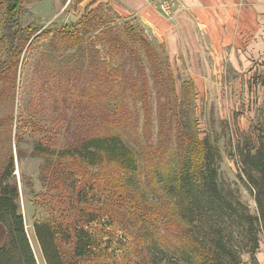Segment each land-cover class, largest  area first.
<instances>
[{"label":"rangeland","instance_id":"374dc122","mask_svg":"<svg viewBox=\"0 0 264 264\" xmlns=\"http://www.w3.org/2000/svg\"><path fill=\"white\" fill-rule=\"evenodd\" d=\"M82 1L24 0L20 23L39 28L73 23L82 13L85 5ZM96 16L102 19L95 20L90 31L80 30L86 41L71 49L66 48L61 35L35 37L42 29L38 30L28 50L20 55L14 88L6 92L8 83L5 80L0 83V89H4L0 97V171L12 158L11 175L17 183L19 208L37 264L44 262L33 236V223L82 222L80 210L100 211L97 220L86 228L97 231L102 249L100 258L86 259L81 264H148L152 253L157 262L160 253L154 248L148 249L145 230L162 236L163 221L155 212L163 209L166 199L161 196L164 191L151 171L159 168L164 178L175 168L178 160L175 134L180 120L190 136L198 139L208 136L214 142L221 184L235 192L251 214L258 213L256 189L242 171L236 148L253 149L257 145L253 135L264 132V42L238 45L229 52L234 56L233 62H212L200 68V76L191 79L188 68L166 65L168 60L161 44L143 30L161 56V65L154 69L133 36L131 43L140 52L147 89L145 97L139 92L133 102L129 101L132 102L128 107L130 119L122 129H117L139 152V158L148 161L151 171L141 170L147 173L140 177V190H134L144 192V197H135L129 188L116 186L121 171L114 164L90 167L75 156L56 153L104 132L105 128L115 129L109 127L114 126L112 123H103L100 116L107 106L99 98L97 82L102 78L96 63L99 58L108 60L109 52L106 36L99 31L105 25L126 36L127 30L131 31L130 23L138 26L140 23L137 17L125 18L115 12L112 0H101ZM1 19L0 6V34ZM125 56L118 54L113 59L114 64L124 66V75H127L131 63ZM4 58L0 44V61ZM117 81L119 78L112 83ZM7 93L10 94L5 96ZM114 99L107 97L109 106L115 104ZM178 111L181 119L175 114ZM161 116L166 120L165 131L162 137H156ZM255 176L264 191L263 177ZM261 204L264 208L263 194ZM233 230L240 232L236 237L238 242L246 241L241 232L243 228L238 226ZM173 232V228L164 232L168 245L166 249L159 248L165 253L180 246ZM257 236L258 248L241 253L244 264H264V221L259 225Z\"/></svg>","mask_w":264,"mask_h":264},{"label":"trees","instance_id":"16d2710c","mask_svg":"<svg viewBox=\"0 0 264 264\" xmlns=\"http://www.w3.org/2000/svg\"><path fill=\"white\" fill-rule=\"evenodd\" d=\"M95 3L97 1L87 5L81 17L73 23L59 26L52 24L39 28L21 25L24 0H0V44L5 53L4 60L0 61V83L4 80L8 83L5 91L9 92V88H14L20 55L28 50L30 40L38 30L42 29L35 35L37 38L44 34L63 36L67 49L79 47L85 42L84 32L90 31L89 28L95 20L102 19L96 16L98 4L95 8ZM102 26L103 29L99 32L106 36L109 56L108 60L99 58L96 63L102 78L97 82L99 98L101 104L107 106L100 112V116L104 120L103 123H112L114 126L109 127H114L115 131L105 128L104 132L91 135L72 148H65L56 153L60 156H75L90 167L114 164L121 171L119 180L115 182L116 186L129 188L135 197H144V192L137 193L134 190H140V177L147 173L141 170L148 168L151 171L148 161H142L139 152L132 148L118 131L125 125L124 122L130 119L131 112L128 107L136 98L135 95L142 92L145 97L144 92L147 89L140 52L131 43L133 36L138 40L143 55L154 69L161 65V56L144 35L141 26L130 23L131 31L127 30L126 36L113 26ZM118 54L120 57L126 55L125 60L131 63L128 65L127 75H124V66L114 64L113 56ZM166 65L169 66L168 61ZM118 78L120 81L112 83V80ZM3 90L0 89V97ZM107 97L115 98V104L109 106ZM175 114L181 119L179 111ZM178 120L174 122L175 128ZM165 122L163 116L158 118L156 137H162ZM182 126L180 120L175 134L178 153L175 168L169 170L164 178L159 168L151 171L158 178L164 191L161 196L166 201L161 206L163 209L155 212L163 221L162 236L157 232L156 234L154 231L145 230L149 241L148 249L154 248L160 253L157 255V262L155 254L152 253L148 264H160L162 261L167 264H244L241 261V253L253 252L258 248L257 231L261 221H264V208L261 204V194L264 195V191L260 189L255 176L258 174L264 179V132L259 131L253 135L257 143L253 149L238 146L236 148L242 171L253 185L252 188L256 189L254 197L259 212L251 214L240 197L221 184L218 177V149L214 142H211L208 136L202 139L195 135L190 136ZM169 136L170 134L166 137ZM161 143L163 146L162 140ZM12 172L13 162L12 158H9L0 171V264H37L20 212L18 187ZM239 179L242 180L240 176ZM80 213L82 222L52 224L43 220L33 223V236L44 264H81L83 260L101 257V238L96 230L93 232L86 228L97 220L100 211L80 210ZM238 226L243 228L241 232L247 238L245 242L237 240L240 232H234L233 229ZM171 228L174 229L173 235L179 239L180 246L171 253H165L159 246L166 249L168 242L164 232L170 231ZM160 241H163V244Z\"/></svg>","mask_w":264,"mask_h":264},{"label":"crops","instance_id":"0c3cea01","mask_svg":"<svg viewBox=\"0 0 264 264\" xmlns=\"http://www.w3.org/2000/svg\"><path fill=\"white\" fill-rule=\"evenodd\" d=\"M95 1L94 6L101 2L83 0L81 15ZM160 1L112 0V5L125 18L137 17L143 30L161 44L169 66L188 68L191 79L212 62H233L229 52L238 45L264 42V0H169L172 20L166 19Z\"/></svg>","mask_w":264,"mask_h":264},{"label":"built area","instance_id":"2783aa9c","mask_svg":"<svg viewBox=\"0 0 264 264\" xmlns=\"http://www.w3.org/2000/svg\"><path fill=\"white\" fill-rule=\"evenodd\" d=\"M159 7L166 17H168L169 19L172 18V2H170L169 0H161L159 3Z\"/></svg>","mask_w":264,"mask_h":264},{"label":"bare ground","instance_id":"6f19581e","mask_svg":"<svg viewBox=\"0 0 264 264\" xmlns=\"http://www.w3.org/2000/svg\"><path fill=\"white\" fill-rule=\"evenodd\" d=\"M31 241V240H30ZM37 258V257H36Z\"/></svg>","mask_w":264,"mask_h":264},{"label":"water","instance_id":"95a60500","mask_svg":"<svg viewBox=\"0 0 264 264\" xmlns=\"http://www.w3.org/2000/svg\"><path fill=\"white\" fill-rule=\"evenodd\" d=\"M31 245V244H30ZM36 258V257H35Z\"/></svg>","mask_w":264,"mask_h":264}]
</instances>
